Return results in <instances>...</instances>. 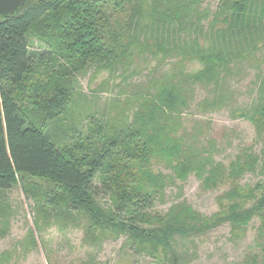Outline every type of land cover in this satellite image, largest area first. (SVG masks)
<instances>
[{
    "label": "trees",
    "instance_id": "trees-1",
    "mask_svg": "<svg viewBox=\"0 0 264 264\" xmlns=\"http://www.w3.org/2000/svg\"><path fill=\"white\" fill-rule=\"evenodd\" d=\"M209 1L32 0L0 17V239L16 215L7 194L20 186L36 227L82 228L93 246L125 238V249L153 264H188L196 238L228 225L242 241L258 220L241 264H264V74L239 112L259 151L246 147L225 165L217 141L186 121L198 87L213 96L204 110L227 107V79L257 62L264 0H219L214 10ZM152 61L151 78L130 84ZM91 69V83L108 79L88 99L78 81ZM111 82L119 92L100 105ZM248 175L254 185L243 184ZM191 176L206 192L223 190L216 214L185 201L155 210ZM28 238L36 247L34 230Z\"/></svg>",
    "mask_w": 264,
    "mask_h": 264
},
{
    "label": "rangeland",
    "instance_id": "rangeland-1",
    "mask_svg": "<svg viewBox=\"0 0 264 264\" xmlns=\"http://www.w3.org/2000/svg\"><path fill=\"white\" fill-rule=\"evenodd\" d=\"M219 0H210L208 5L214 10ZM157 62H150V67L141 76H136L130 84L138 86L151 78L150 70ZM197 67V68H196ZM194 68L198 69L196 65ZM93 69L87 75H81L78 85L88 99H92L95 88L103 86L104 79H108V73H103L91 83ZM264 74V50L257 55V62L245 63L238 71L227 79L226 95L227 107L207 110L201 106L205 98L213 97L210 90L198 87L195 95V105L186 116L190 128L195 125L202 127L204 140L215 139L218 143L215 159L225 165L230 164L246 147L257 144L255 128L245 119L239 116L241 108L251 104L257 97L259 76ZM117 79L114 86L120 82ZM105 85L104 92L98 93L100 105L112 96L117 95L118 89ZM113 93L111 94V92ZM167 174L169 171L156 168ZM257 178L248 175L243 184L254 185ZM223 190L204 191L201 183L191 176L186 182H178L177 186L167 190L164 203H158L155 210L167 212L175 203L185 201L193 210L212 216L219 211L218 197ZM9 202L15 209L11 220L10 232L0 239V258L7 253L11 258L9 264H89L95 261L97 264H153L148 258L138 257L129 248L123 247L125 238L118 241H106L100 245H89L84 241L82 228L69 227L60 229L54 225L44 230L36 227L34 203L28 200L20 186L7 194ZM259 221L255 220L248 228L247 236L242 241H234L231 228L228 225L221 226L207 234L198 237L189 244L186 260L188 264H241L245 254L254 249L256 229ZM32 229L38 238L36 247H31L28 238ZM31 247V249H28Z\"/></svg>",
    "mask_w": 264,
    "mask_h": 264
},
{
    "label": "water",
    "instance_id": "water-1",
    "mask_svg": "<svg viewBox=\"0 0 264 264\" xmlns=\"http://www.w3.org/2000/svg\"><path fill=\"white\" fill-rule=\"evenodd\" d=\"M32 0H0V17L16 16L24 10Z\"/></svg>",
    "mask_w": 264,
    "mask_h": 264
}]
</instances>
